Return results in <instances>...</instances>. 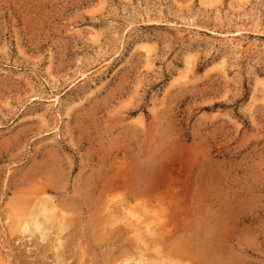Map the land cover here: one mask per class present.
Returning <instances> with one entry per match:
<instances>
[{
  "label": "rangeland",
  "instance_id": "rangeland-1",
  "mask_svg": "<svg viewBox=\"0 0 264 264\" xmlns=\"http://www.w3.org/2000/svg\"><path fill=\"white\" fill-rule=\"evenodd\" d=\"M46 186L79 216L58 253L20 230ZM202 239L264 264V0H0V264H208Z\"/></svg>",
  "mask_w": 264,
  "mask_h": 264
},
{
  "label": "bare ground",
  "instance_id": "bare-ground-1",
  "mask_svg": "<svg viewBox=\"0 0 264 264\" xmlns=\"http://www.w3.org/2000/svg\"><path fill=\"white\" fill-rule=\"evenodd\" d=\"M133 164V163H132ZM135 164H133L134 166ZM135 168V167H134ZM130 168L129 172L132 174V176L135 174V169ZM97 182H94L92 185V189H97ZM52 187L46 186L43 191L40 194H37L35 196H30L24 198L22 201L26 204H28L27 208V217L24 219L23 223L20 226V230L22 232L29 231L32 236L36 235V233H39L40 237L44 240L47 235L51 231H54L56 233V246L57 244H62L64 241L62 240V235L65 231L69 234V236L66 237V240L68 237H72V224L76 217H79L78 215H75L70 210L72 209L71 206L64 208L59 205L55 201L54 196H51L48 194V191L51 190ZM97 191V190H96ZM91 198V194L84 193L82 194V200H86L85 204L88 203V200ZM204 233V232H203ZM97 235V234H96ZM200 237V236H199ZM199 237L197 239H199ZM194 242V238H190ZM205 239V238H204ZM195 242V247L197 252H203L206 253L207 257L206 260L208 264H221L217 259H215L214 254L212 255L211 250L205 251L202 247V242ZM99 237V242H100ZM197 241V240H196ZM205 242H203L204 244ZM207 243V242H206ZM102 243L100 242L99 245ZM104 245L101 246V248ZM60 249V246H57V253ZM65 251V250H64ZM63 251V257L64 261L67 260L68 256ZM213 252V251H212ZM210 255L211 257H208ZM138 264H150L146 260H144V255L140 254L138 255ZM56 264H61L60 261H57ZM66 264H69L66 262ZM82 264V263H81ZM93 264V263H90ZM173 264H181L178 262H173Z\"/></svg>",
  "mask_w": 264,
  "mask_h": 264
}]
</instances>
